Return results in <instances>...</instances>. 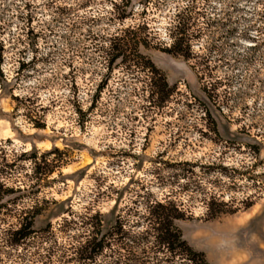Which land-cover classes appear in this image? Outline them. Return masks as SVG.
<instances>
[{
    "label": "rangeland",
    "instance_id": "374dc122",
    "mask_svg": "<svg viewBox=\"0 0 264 264\" xmlns=\"http://www.w3.org/2000/svg\"><path fill=\"white\" fill-rule=\"evenodd\" d=\"M158 201L264 264V0H0V264H114Z\"/></svg>",
    "mask_w": 264,
    "mask_h": 264
},
{
    "label": "trees",
    "instance_id": "16d2710c",
    "mask_svg": "<svg viewBox=\"0 0 264 264\" xmlns=\"http://www.w3.org/2000/svg\"><path fill=\"white\" fill-rule=\"evenodd\" d=\"M137 54L144 57L140 53ZM162 78L163 87L168 92H173L175 85L170 86L163 75ZM183 217V213L172 203L158 201L140 217L144 229L133 237L126 230V220L119 217L113 229L115 235H121V239L115 241L116 246L113 249L112 242L110 243L112 246L109 247L111 256L115 259L114 264H145L146 260L154 258L159 260V263L167 264L173 259L171 258L173 255L186 257L196 264H210L205 253L194 249L176 225L175 221ZM97 245L95 255L103 252L106 247L103 242ZM93 249H95L94 244Z\"/></svg>",
    "mask_w": 264,
    "mask_h": 264
}]
</instances>
